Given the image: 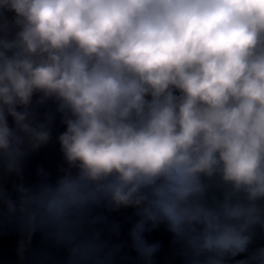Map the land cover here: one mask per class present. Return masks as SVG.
I'll use <instances>...</instances> for the list:
<instances>
[{
    "label": "clouds",
    "instance_id": "9594fccd",
    "mask_svg": "<svg viewBox=\"0 0 264 264\" xmlns=\"http://www.w3.org/2000/svg\"><path fill=\"white\" fill-rule=\"evenodd\" d=\"M50 100L67 168L18 202L0 186V204L49 229L68 264L119 252L94 228L102 204L135 209L143 264L161 224L185 264H264L249 251L264 225V0H0L3 172L51 140L55 115L36 111Z\"/></svg>",
    "mask_w": 264,
    "mask_h": 264
},
{
    "label": "built area",
    "instance_id": "2783aa9c",
    "mask_svg": "<svg viewBox=\"0 0 264 264\" xmlns=\"http://www.w3.org/2000/svg\"><path fill=\"white\" fill-rule=\"evenodd\" d=\"M35 99L37 97H34V101ZM55 108L56 105L51 100L42 106H36L39 119H43L44 114L48 112L55 115L52 123V138L49 143L29 152L22 162V172L19 176L15 173H5L0 169V186L3 187L6 197L13 202H18L17 187L19 185L28 188H35L42 182L55 185L64 174L61 169L67 168L57 140L58 135L65 130V126L61 123ZM9 124H12L11 118H9ZM40 169H43L46 175L39 174ZM92 216L104 218L103 221L94 225V228L101 232V239L106 243L107 248L119 247V252L112 264H143L132 248L129 236L131 227L138 219L135 209L113 210L102 204L92 209ZM24 225L25 221L22 220L19 212L10 214L6 207L0 204V240L7 243L0 245L4 249L0 255V264H68L67 249L56 244L49 234V229L37 228L34 232H29ZM113 226H118L117 232L111 230ZM144 235L149 243L160 245L152 264H185L181 245L174 243V235L168 231L166 225L161 224L156 229L145 232ZM12 236L15 240L7 238ZM260 247H264V240L256 246V248ZM246 256L247 253L235 259H244ZM229 264H235V262L229 261Z\"/></svg>",
    "mask_w": 264,
    "mask_h": 264
},
{
    "label": "crops",
    "instance_id": "0c3cea01",
    "mask_svg": "<svg viewBox=\"0 0 264 264\" xmlns=\"http://www.w3.org/2000/svg\"><path fill=\"white\" fill-rule=\"evenodd\" d=\"M213 197L220 198L221 193L215 190H210L208 193L209 203L212 202ZM262 240H264V225H257L254 228L253 242L250 245L249 251L254 250L256 246L259 244V242Z\"/></svg>",
    "mask_w": 264,
    "mask_h": 264
},
{
    "label": "rangeland",
    "instance_id": "374dc122",
    "mask_svg": "<svg viewBox=\"0 0 264 264\" xmlns=\"http://www.w3.org/2000/svg\"><path fill=\"white\" fill-rule=\"evenodd\" d=\"M7 238L10 239V240H15L13 236L12 237H7ZM1 244L2 245H6L7 243L0 240V245ZM3 250L4 249L2 247H0V255L2 254Z\"/></svg>",
    "mask_w": 264,
    "mask_h": 264
},
{
    "label": "trees",
    "instance_id": "16d2710c",
    "mask_svg": "<svg viewBox=\"0 0 264 264\" xmlns=\"http://www.w3.org/2000/svg\"><path fill=\"white\" fill-rule=\"evenodd\" d=\"M11 14H9V16H10Z\"/></svg>",
    "mask_w": 264,
    "mask_h": 264
}]
</instances>
